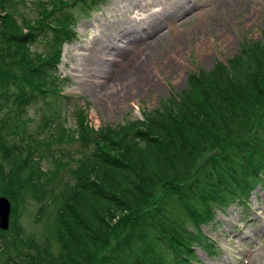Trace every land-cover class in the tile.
<instances>
[{"label": "trees", "instance_id": "16d2710c", "mask_svg": "<svg viewBox=\"0 0 264 264\" xmlns=\"http://www.w3.org/2000/svg\"><path fill=\"white\" fill-rule=\"evenodd\" d=\"M14 1L0 0V189L21 184L20 192L41 195L45 213L51 206V180L34 164L38 142L32 138L19 143L12 129L21 135L17 127L30 104L59 97L57 64L62 43L73 35L72 14L65 0H47L51 9L38 6L36 23L23 16L19 20L10 9ZM57 9L60 15L50 18ZM47 38L54 52L31 48ZM258 47H244L216 70L189 73L186 88L162 99L159 108L147 112L146 124L137 121L129 134L118 125L114 139L105 142L107 150H94L79 160L75 172L70 171L73 183L54 201L62 202L52 224L57 248L50 237L42 242L22 238L18 226L10 240L0 234V261L5 257L4 264H86L104 249L108 220L124 209L128 230L106 253L105 264H193L198 261L195 245L215 255L214 244L200 226L214 223L219 209L243 203L256 187L264 188L262 112L250 114L254 105L264 110V42ZM259 115L254 134L241 137L242 129ZM226 145L232 149L223 150ZM204 147L220 151L195 175L192 162ZM159 184L164 188L155 201ZM16 225L11 209L9 229ZM10 251L17 252L16 260Z\"/></svg>", "mask_w": 264, "mask_h": 264}, {"label": "rangeland", "instance_id": "374dc122", "mask_svg": "<svg viewBox=\"0 0 264 264\" xmlns=\"http://www.w3.org/2000/svg\"><path fill=\"white\" fill-rule=\"evenodd\" d=\"M65 5L72 14L69 27L73 35L62 44L57 76L65 78L66 86L56 87L59 97L35 101L26 108L17 127L21 128V135L12 129L19 143L30 142L32 138L38 142L33 160L51 180L47 187L51 191V196H47L51 206L43 213L41 195L20 192L24 191L21 184L0 189V195L11 201V209L17 217L14 229L0 230L3 238L12 239L20 226L22 238L42 242L50 237L55 249L58 245L52 235V224L62 202L54 201L73 183L72 172L79 160H84L94 150L96 153L106 151L105 142L114 139L118 125H123L129 134L137 121L145 120L147 112L159 108L162 99L186 88L189 73L198 75L201 70H216V66L226 65L227 60L244 47L248 51H258V46L264 42V0H65ZM38 6L51 9L47 0H15L10 9L15 11L17 19L25 17L36 23ZM180 6L184 11L175 9ZM58 12L57 9L50 18L59 16ZM2 14L4 12L0 10ZM129 24L137 25L141 30L140 40L134 47L127 39L119 37L117 46L129 51L130 55L141 56L144 74L139 77L128 74L124 79L126 74L119 73L123 81L115 91L122 90L107 98L102 94L113 89L110 79L129 54L103 53L102 46L106 39H112L111 35L121 33L120 30ZM158 35L162 38L157 41ZM148 43L150 45L146 46ZM53 46L47 38L46 42L42 39L34 42L31 48L52 53ZM104 59L111 63L90 77L94 69L99 70L95 61ZM133 75L139 80L130 83L129 78ZM94 81H100L103 87L94 85ZM255 113L261 114V121L260 115L257 116L249 127L242 129L245 131L241 137L254 134L259 121L260 127L264 126L263 108L254 105L250 114ZM219 144L224 143L220 141ZM231 149L226 145L223 150ZM219 151L220 148L204 147L192 162L193 173L200 172L204 161ZM2 170L6 172L5 167ZM163 188V184L155 188V201L160 198ZM135 212L132 216L137 215ZM126 213V209L118 210L108 220L109 227L103 236L104 249L86 264H105L106 253H110L116 241L126 235L129 227ZM214 220L200 228L214 244L216 254L210 255L195 245L198 261L193 264H264V188L258 186L250 191L243 203L233 202L226 209H219ZM9 254L17 259V252L10 251ZM4 259L0 264H4Z\"/></svg>", "mask_w": 264, "mask_h": 264}, {"label": "bare ground", "instance_id": "6f19581e", "mask_svg": "<svg viewBox=\"0 0 264 264\" xmlns=\"http://www.w3.org/2000/svg\"><path fill=\"white\" fill-rule=\"evenodd\" d=\"M175 9L177 11H180L181 9H182V11H184V8H182L181 6L178 7V8H175ZM120 31H121V33L117 32L115 35H111L113 40L109 39V38L106 39V44H103V46H102V50H103L102 52L103 53L105 51V52H112V54H114V55H116V54L117 55H122V54H125V52H127L129 54V51H123L124 49L121 50L117 46V40L116 39L119 38V37H123V38L127 39L128 43H132V45L135 47L136 46L135 43H137L140 40V38H141V35H140L141 30L137 27V25H130L129 24L127 27L121 29ZM153 35H155V34L152 33V36ZM161 38H162V35H158L155 38V40L157 39V41H158ZM147 45H150V43L146 44V46ZM140 58H141V56L134 55V54H132V55L129 54V58L124 63H121V66L124 64V67L121 68V66H120L116 70V74L110 79L112 81L111 89L112 88L113 89L112 90L110 89L111 90V91L109 90L110 92H108V91L106 92L105 91L102 95L106 96L107 98H109V97H113V96L116 95L114 92L118 93V92H120L122 90L121 88H119L118 91H115V87L117 85H119V84L121 86V83L123 81V76H122V74H119V73L123 72L124 74H126V75H124V79H126V76L128 74H134V75H137L138 77L140 75L144 74V68L142 67V63H141L142 61L140 60ZM110 63L111 62L105 61V59L101 60V62L95 61L94 64L97 67H99V70L94 69L93 73L90 74V77H93L95 74H99L101 72V70L106 68L107 67L106 65H108ZM134 75L132 77H130V78L128 77L130 79L129 80L130 83H134V79H135ZM98 77H99V75H98ZM105 78H108V77H105ZM137 80H139V79L136 77L135 82ZM94 82H95L94 85L103 87V84L100 81H94Z\"/></svg>", "mask_w": 264, "mask_h": 264}, {"label": "water", "instance_id": "95a60500", "mask_svg": "<svg viewBox=\"0 0 264 264\" xmlns=\"http://www.w3.org/2000/svg\"><path fill=\"white\" fill-rule=\"evenodd\" d=\"M10 201L3 195H0V229L7 230L9 228L10 219Z\"/></svg>", "mask_w": 264, "mask_h": 264}]
</instances>
